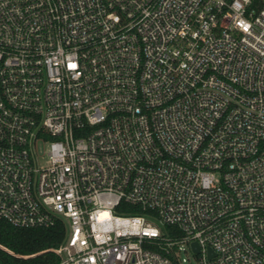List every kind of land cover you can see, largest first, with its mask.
I'll return each mask as SVG.
<instances>
[{
	"label": "built area",
	"instance_id": "2783aa9c",
	"mask_svg": "<svg viewBox=\"0 0 264 264\" xmlns=\"http://www.w3.org/2000/svg\"><path fill=\"white\" fill-rule=\"evenodd\" d=\"M0 217L59 264H264V0H0Z\"/></svg>",
	"mask_w": 264,
	"mask_h": 264
},
{
	"label": "trees",
	"instance_id": "16d2710c",
	"mask_svg": "<svg viewBox=\"0 0 264 264\" xmlns=\"http://www.w3.org/2000/svg\"><path fill=\"white\" fill-rule=\"evenodd\" d=\"M66 226L17 227L0 217V264H59Z\"/></svg>",
	"mask_w": 264,
	"mask_h": 264
},
{
	"label": "rangeland",
	"instance_id": "374dc122",
	"mask_svg": "<svg viewBox=\"0 0 264 264\" xmlns=\"http://www.w3.org/2000/svg\"><path fill=\"white\" fill-rule=\"evenodd\" d=\"M187 264H197V258L194 255H190V262Z\"/></svg>",
	"mask_w": 264,
	"mask_h": 264
},
{
	"label": "water",
	"instance_id": "95a60500",
	"mask_svg": "<svg viewBox=\"0 0 264 264\" xmlns=\"http://www.w3.org/2000/svg\"><path fill=\"white\" fill-rule=\"evenodd\" d=\"M193 246H194V248H195L196 251L199 250L197 243H194Z\"/></svg>",
	"mask_w": 264,
	"mask_h": 264
}]
</instances>
